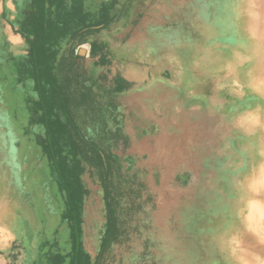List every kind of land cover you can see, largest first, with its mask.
Listing matches in <instances>:
<instances>
[{"label":"rangeland","instance_id":"1","mask_svg":"<svg viewBox=\"0 0 264 264\" xmlns=\"http://www.w3.org/2000/svg\"><path fill=\"white\" fill-rule=\"evenodd\" d=\"M20 5L0 0V264H52L71 244L62 194L29 156L42 131L29 123L31 84L17 82L27 53L12 28ZM145 6L130 37L124 21L102 34L110 63L99 72L130 84L121 96L127 152L157 197L112 264H264V0ZM91 193L83 241L94 257L105 212Z\"/></svg>","mask_w":264,"mask_h":264},{"label":"trees","instance_id":"2","mask_svg":"<svg viewBox=\"0 0 264 264\" xmlns=\"http://www.w3.org/2000/svg\"><path fill=\"white\" fill-rule=\"evenodd\" d=\"M21 1L12 28L26 43L27 53L17 64V82L31 84L29 123L42 131L29 156L37 166L46 163L62 194L61 218L71 244L69 254L51 255V263L112 264L115 250L139 234L138 218L147 215L146 205L157 197L127 152L131 138L122 127L121 96L130 84L99 72L110 63L102 34L124 21L130 37L146 16L145 0ZM86 43L91 47L89 60L76 54ZM11 142L19 150L21 136L11 135ZM98 190L105 219L92 257L85 250L83 225L91 192Z\"/></svg>","mask_w":264,"mask_h":264},{"label":"bare ground","instance_id":"3","mask_svg":"<svg viewBox=\"0 0 264 264\" xmlns=\"http://www.w3.org/2000/svg\"><path fill=\"white\" fill-rule=\"evenodd\" d=\"M230 7V6H229ZM224 12V11H223ZM238 15V14H237ZM240 16V15H239ZM239 18H241V17H239ZM226 45V44H225ZM216 48V47H215ZM243 57V56H242ZM240 58V57H239ZM221 59V58H220ZM220 59H218V60H220ZM226 60V59H225ZM235 60V59H234ZM233 60V61H234ZM236 60H237V58H236ZM238 61V60H237ZM244 60H242V62H243ZM238 63V62H237ZM232 64V63H231ZM239 64V63H238ZM244 64V63H243ZM242 64V65H243ZM210 65V64H209ZM233 65H234V63H233ZM211 66V65H210ZM226 66H228V65H226ZM231 66V65H230ZM240 66V65H239ZM234 68V67H233ZM235 68H236V66H235ZM220 69V68H219ZM223 69V68H222ZM218 69H216V71H217ZM225 69H223V71H224ZM234 70V69H233ZM215 72V71H214ZM221 72V71H220ZM227 72V71H226ZM218 73V72H217ZM216 73V74H217ZM225 74V73H224ZM235 74V73H234ZM215 75V74H214ZM218 76V75H217ZM231 76V75H230ZM212 77V76H211ZM228 78V77H227ZM252 78V77H251ZM219 81V80H218ZM239 81V80H238ZM250 87V86H249ZM203 88V87H202ZM231 93V92H230ZM235 96V95H234ZM216 105V104H215ZM233 105V104H232ZM238 107H240V106H238ZM243 107V106H242ZM224 108V107H223ZM233 108H234V106H233ZM232 108V109H233ZM259 108V107H258ZM196 109V108H195ZM227 109V108H226ZM235 110V109H234ZM241 110V109H240ZM233 111V110H232ZM194 112V111H193ZM224 112V111H223ZM243 112V111H242ZM235 115V114H234ZM232 117V116H231ZM235 118V117H234ZM201 120V119H200ZM252 120V119H251ZM224 121H226V119L224 120ZM228 121H230V120H228ZM225 123V122H224ZM247 123V122H246ZM251 123V122H250ZM245 127H246V125H245ZM250 128H252V127H250ZM240 132V131H239ZM240 134V133H239ZM241 136V135H240ZM236 141V140H235ZM240 141H242V139L240 140ZM249 144V143H248ZM250 146H252L251 144H250ZM235 147V146H234ZM247 148V147H246ZM248 152V151H247ZM249 153V152H248ZM235 154V153H234ZM235 157V156H234ZM237 158V157H236ZM243 160V159H242ZM241 160V161H242ZM248 161V160H247ZM242 163H243V161H242ZM248 165V164H247ZM254 177V176H253ZM234 182V181H233ZM261 186V185H260ZM245 190V189H244ZM245 192V191H244ZM257 198V197H256ZM260 198V197H259ZM242 209V208H241ZM258 211L259 213H260V209L258 208V207H253V212L254 211ZM239 211V210H238ZM235 224V223H234ZM233 226V225H232ZM235 226V225H234ZM233 226V227H234ZM233 227H231V228H233ZM234 230H235V228H234ZM238 230V229H237ZM240 231V230H239ZM240 236V235H239ZM231 237V236H230ZM231 239H232V237H231ZM226 240V239H225ZM231 255V254H230ZM231 256H233V255H231ZM237 257V256H236Z\"/></svg>","mask_w":264,"mask_h":264},{"label":"built area","instance_id":"4","mask_svg":"<svg viewBox=\"0 0 264 264\" xmlns=\"http://www.w3.org/2000/svg\"><path fill=\"white\" fill-rule=\"evenodd\" d=\"M90 51H91V47L88 43H86V44L80 45L76 49V54H80L89 60L90 59Z\"/></svg>","mask_w":264,"mask_h":264},{"label":"crops","instance_id":"5","mask_svg":"<svg viewBox=\"0 0 264 264\" xmlns=\"http://www.w3.org/2000/svg\"><path fill=\"white\" fill-rule=\"evenodd\" d=\"M127 81V80H126ZM128 82V81H127ZM129 83V82H128Z\"/></svg>","mask_w":264,"mask_h":264}]
</instances>
